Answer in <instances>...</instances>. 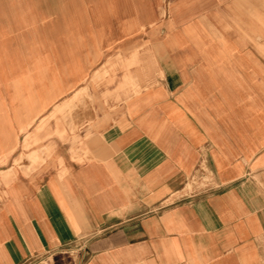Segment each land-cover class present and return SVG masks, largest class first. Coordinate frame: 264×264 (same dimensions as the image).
<instances>
[{
	"label": "crops",
	"instance_id": "crops-1",
	"mask_svg": "<svg viewBox=\"0 0 264 264\" xmlns=\"http://www.w3.org/2000/svg\"><path fill=\"white\" fill-rule=\"evenodd\" d=\"M0 264H264V0H0Z\"/></svg>",
	"mask_w": 264,
	"mask_h": 264
},
{
	"label": "rangeland",
	"instance_id": "rangeland-1",
	"mask_svg": "<svg viewBox=\"0 0 264 264\" xmlns=\"http://www.w3.org/2000/svg\"><path fill=\"white\" fill-rule=\"evenodd\" d=\"M78 93L81 92V90L77 91ZM86 95L85 93H80V95L78 96H74L73 98L69 99L67 104H62L64 103V101H61L60 103H57L55 106H54V109L52 111V115L49 116V117H46L45 119H43L40 123V125H38L36 128H35V131L37 132V134L41 133L45 128V126H47L48 124V121L49 119L51 118H54L56 120L57 123L61 122L63 123L64 122V119L66 118L64 116V112H65V109H69V111H72L74 110L75 108H78L81 104H82V95ZM60 106V108H59ZM55 114H60L58 117L55 116ZM58 134V133H57ZM48 133L46 132L45 133V137H47ZM44 137H33L31 138L30 136L26 137L25 138V141L23 143V146L22 148H24L25 150H28L30 149L33 145L37 144L39 141L43 140ZM28 157L29 159L31 160V162L34 164L37 162V159H38V156L36 154H28ZM19 159H21V155L19 157ZM17 158H13L12 160V163H13V166L17 165Z\"/></svg>",
	"mask_w": 264,
	"mask_h": 264
}]
</instances>
